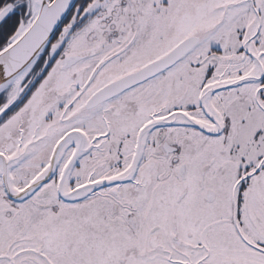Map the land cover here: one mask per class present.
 <instances>
[{"label": "snow or ice", "instance_id": "1", "mask_svg": "<svg viewBox=\"0 0 264 264\" xmlns=\"http://www.w3.org/2000/svg\"><path fill=\"white\" fill-rule=\"evenodd\" d=\"M0 264H264V0H0Z\"/></svg>", "mask_w": 264, "mask_h": 264}]
</instances>
